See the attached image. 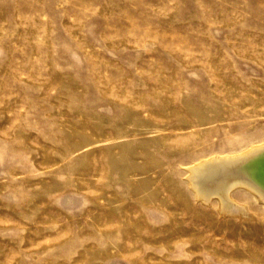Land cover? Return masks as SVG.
Returning a JSON list of instances; mask_svg holds the SVG:
<instances>
[{
	"label": "rangeland",
	"instance_id": "374dc122",
	"mask_svg": "<svg viewBox=\"0 0 264 264\" xmlns=\"http://www.w3.org/2000/svg\"><path fill=\"white\" fill-rule=\"evenodd\" d=\"M263 141L264 0H0V264H264L187 176Z\"/></svg>",
	"mask_w": 264,
	"mask_h": 264
},
{
	"label": "bare ground",
	"instance_id": "6f19581e",
	"mask_svg": "<svg viewBox=\"0 0 264 264\" xmlns=\"http://www.w3.org/2000/svg\"><path fill=\"white\" fill-rule=\"evenodd\" d=\"M188 172L195 199L205 203L216 199L215 211L221 216L256 218L258 214L249 206L253 198L264 206V141L238 153L203 158L190 165ZM237 186L249 191L243 204L233 195Z\"/></svg>",
	"mask_w": 264,
	"mask_h": 264
}]
</instances>
